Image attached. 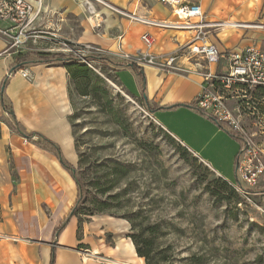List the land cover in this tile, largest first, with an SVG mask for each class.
Returning a JSON list of instances; mask_svg holds the SVG:
<instances>
[{
  "label": "crops",
  "instance_id": "0c3cea01",
  "mask_svg": "<svg viewBox=\"0 0 264 264\" xmlns=\"http://www.w3.org/2000/svg\"><path fill=\"white\" fill-rule=\"evenodd\" d=\"M29 1L38 7V0ZM183 1L199 4L204 20L208 22L253 24L260 22V13L264 12V0ZM41 2L43 10L35 26L55 33L58 40L84 47L95 46L113 54L135 56L148 50L142 36L149 33L154 36L155 42L148 51L159 61L179 52L177 65L188 70L195 69L187 48L192 31L161 28L135 19L134 16L156 21H177L172 8L157 0ZM4 24L0 21L1 26ZM210 31L209 41L221 53L250 46L264 50V28L225 27ZM56 41L39 38L29 41L23 50H17L9 49L7 39L0 35V264H50L53 248L54 264H145L144 258L137 255L131 239L125 243L113 239L112 244H102L100 241L104 240V231L113 230L103 226L114 224L111 220L109 222L96 216L84 224L81 238L78 237V218L73 217L61 233L58 244H52L56 228L75 202L77 190L74 180L54 154L18 135L6 124L2 98L13 108L28 131L56 142L64 157L76 166L78 152L70 120V76L63 63L27 64L22 69L29 70L32 78L22 77L17 70L10 75L3 88L9 69L19 54L32 59L38 52H63ZM93 51L90 50V53ZM110 58L114 60L112 66L117 72L133 73V86L140 92L135 97L143 99L145 93L151 104L160 107L178 104L174 108L157 109L152 114L155 117V113L161 111L163 118L169 122L168 126L160 124L162 128L226 180L209 163V160L218 159L219 149L206 136V129L218 135L227 132L216 122L187 106L195 103L202 88V77L194 72H172L157 65H143L145 82L142 83L131 67L123 65L127 60L116 55ZM212 67L219 69V66ZM241 90L233 89L227 98L228 105L238 112L243 101ZM254 95L258 100L257 115H243L244 123L251 130L256 129V120H264V88L255 91ZM180 113L192 117L199 125L194 123L195 126L190 127L187 120L176 118ZM259 137L264 147V136ZM261 184L264 186V176L257 187Z\"/></svg>",
  "mask_w": 264,
  "mask_h": 264
},
{
  "label": "rangeland",
  "instance_id": "374dc122",
  "mask_svg": "<svg viewBox=\"0 0 264 264\" xmlns=\"http://www.w3.org/2000/svg\"><path fill=\"white\" fill-rule=\"evenodd\" d=\"M258 19L253 24H264V12ZM57 47L65 54H92L79 44L68 43L71 49ZM85 63L105 80L108 89L102 105L78 95L73 86L69 90L71 123L83 154L82 163L78 156L76 166L91 184L86 208L95 212L93 199L105 200L107 211L94 216L114 224L103 226L113 230L104 231L100 242H130L131 223L126 216H131L139 228L158 225L152 237L161 246H170L168 254L173 256L166 264H264V186L246 189V196L231 184L238 196L228 193L229 200L218 201L208 186L220 187L221 177L194 153L183 157L179 147L183 145L176 139L172 142L160 125H169L163 113L157 111L154 117L141 97H135L140 92L133 86V73L117 72V76L111 65L96 60ZM177 117L187 120L190 127L199 125L183 113ZM206 136L219 149L218 159L209 163L227 181L238 184L235 156L239 142L210 129ZM109 160L129 168L112 188L111 176H106Z\"/></svg>",
  "mask_w": 264,
  "mask_h": 264
},
{
  "label": "built area",
  "instance_id": "2783aa9c",
  "mask_svg": "<svg viewBox=\"0 0 264 264\" xmlns=\"http://www.w3.org/2000/svg\"><path fill=\"white\" fill-rule=\"evenodd\" d=\"M157 1L171 7L177 16V21H156L134 16L135 19L161 28L192 31L193 35L187 48L195 69L188 70L177 65L179 52L169 55L164 61H159L148 51L155 42L154 36L149 33L142 36L147 51L135 56L124 53L112 55L121 56L128 62H135L140 66L157 65L162 69L167 68L168 71L194 72L202 77V88L195 100V106L240 136L242 150L236 165L238 184L233 186L248 196L246 189L256 187L260 178L264 176V147L259 137L264 136V120L262 118L256 120L254 122L256 129L251 130L244 123L243 115L256 116L258 113V100L254 92L264 88V50L250 46L221 53L217 46L209 41V34L212 29L252 26L264 28V24L208 22L204 20V13L199 4L187 3L183 0ZM38 3L36 7L29 0H0V21L5 23L4 26L0 25V35L7 39L9 49L23 50L29 41H36L39 38L54 42L57 40L59 45L68 47L66 40H58L55 33L35 26L43 10L41 0H38ZM85 48L89 51L94 50L92 53L94 56H106L104 54L108 53L91 45ZM76 56L85 57L79 54ZM212 66H219V69H214ZM18 72L24 78H32L31 72L27 69H19ZM241 88L243 101L238 112L228 105L227 98L233 89Z\"/></svg>",
  "mask_w": 264,
  "mask_h": 264
},
{
  "label": "trees",
  "instance_id": "16d2710c",
  "mask_svg": "<svg viewBox=\"0 0 264 264\" xmlns=\"http://www.w3.org/2000/svg\"><path fill=\"white\" fill-rule=\"evenodd\" d=\"M35 54H36V57L32 59H28V56L26 55L19 54L17 56V61L13 65H11L8 75L6 76L4 80L3 88L5 87L10 75L14 73L16 70L24 68V66L27 64L63 63V65L67 69L68 74L70 76L69 90L73 86L74 91L78 95L83 96V97L89 96L93 98L98 104L100 105L103 104L101 102L102 101L101 99H103L102 97L107 98V94H108V89L104 85L105 80L101 76H99L89 66V64L85 63L84 60H86V62H89L90 60H96L105 65L112 66L114 64L113 59L106 57V56H100V55H97V56L89 55V56L80 58L74 54H65L63 52H59V53L38 52ZM123 65L131 67L139 75L142 83L145 82V74L142 69V66L138 65L135 62H127L126 64L123 63ZM113 70L115 74L117 75V71L115 70V68ZM2 95H3V92H2ZM142 102H143V105L146 107V109L150 113H154L157 109H160V108H174L178 106V104L164 106V107L154 106L145 96V93L143 95ZM187 106L196 109L198 112H200L204 116L216 122L232 138L236 139L239 142L240 151L236 157V165H237L238 158L242 150L240 136L236 134L234 131H232L231 129H229L226 125L215 120L209 114L199 110L195 106V103H192ZM2 108L5 113L6 124L18 135L26 138L28 141L34 143L40 148L47 150L50 153L54 154L58 158V160L60 161L64 169L68 171V173L71 175L72 179L74 180L76 190H77L75 202L73 206L71 207V209L69 210V212L66 214V216L63 218V220L60 222V224L56 228L54 235H53L52 244L54 245L58 244V240H59L61 233L68 226V224L70 223L73 217L78 218V221H79L78 237L81 238L84 224L86 222H89L90 218L96 215L97 213H105L107 211L106 201L96 196L93 199L94 204L97 205L95 212H92L90 209L86 208V203L91 199V188H90L91 184L83 175L81 168L71 164L64 157L60 145H58L56 142L36 132L28 131L22 125V123L18 120L17 116L15 115L13 111V108L6 103L4 98H2ZM70 120H71V116H70ZM73 134H74V131H73ZM167 135L172 142L176 143L175 138H173L169 133ZM74 138H75V135H74ZM75 143H76V148H77V152L79 156V164H81L83 154L79 153L78 151V145H77L76 138H75ZM179 147L180 149L183 150V157H187V153H189V150L183 146H179ZM106 163L108 164V167H109V170L106 173V176L107 177L111 176L112 184L110 188H112L114 183L115 185L119 183L120 176L122 175L126 176L129 173V168L127 166H124L121 162H118L116 160H109V162H106ZM218 182L220 184V187H214L212 185L208 186L210 194L216 197L218 201L229 200L231 198L229 196L230 194L232 196H238V193L236 192L235 188L231 186V184L228 181L222 178H218ZM253 192H256V191H253ZM228 193L230 194L227 195ZM1 216H2V212H1V205H0V219H1ZM126 219H128L129 222L131 223L132 232L129 235V237L131 238L135 246L137 255L141 258H144L145 264H166L172 260L173 256L168 254L170 250V246H161L156 241V239L152 237L153 233L155 232V229L158 228L157 224H148L146 227L139 228L138 224L136 223L133 217L126 216ZM81 247H84V246H81ZM262 259H263V256H260V260ZM54 263H55V248L52 249V256H51L50 264H54Z\"/></svg>",
  "mask_w": 264,
  "mask_h": 264
}]
</instances>
